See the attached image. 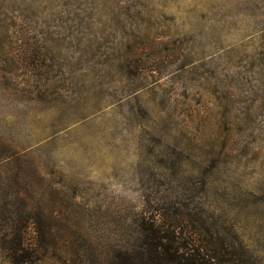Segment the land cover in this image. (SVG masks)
Returning a JSON list of instances; mask_svg holds the SVG:
<instances>
[{
  "label": "rangeland",
  "instance_id": "obj_1",
  "mask_svg": "<svg viewBox=\"0 0 264 264\" xmlns=\"http://www.w3.org/2000/svg\"><path fill=\"white\" fill-rule=\"evenodd\" d=\"M20 185L32 264H113L144 219L264 264V0H0V212Z\"/></svg>",
  "mask_w": 264,
  "mask_h": 264
},
{
  "label": "trees",
  "instance_id": "obj_2",
  "mask_svg": "<svg viewBox=\"0 0 264 264\" xmlns=\"http://www.w3.org/2000/svg\"><path fill=\"white\" fill-rule=\"evenodd\" d=\"M20 178L18 179V183ZM22 182V181H21ZM20 184V183H19ZM22 185L27 186L22 182ZM20 185V186H22ZM23 187V186H22ZM17 192L14 197L16 209L3 207L0 216L4 225L0 228V255L10 264H32L39 260L41 248L33 244L31 237H45L47 231L41 222H35L29 206L28 188ZM39 220L46 219L40 214ZM142 220L143 230L139 234L138 250L120 252L119 260L113 264H210L216 258L208 256L207 247L193 234H185L178 228H167L165 224H157ZM35 238V237H34ZM38 239V238H37Z\"/></svg>",
  "mask_w": 264,
  "mask_h": 264
}]
</instances>
